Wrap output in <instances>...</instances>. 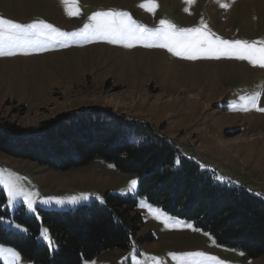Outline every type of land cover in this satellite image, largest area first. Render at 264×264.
<instances>
[{"label":"rangeland","instance_id":"374dc122","mask_svg":"<svg viewBox=\"0 0 264 264\" xmlns=\"http://www.w3.org/2000/svg\"><path fill=\"white\" fill-rule=\"evenodd\" d=\"M147 2L77 0L79 15L69 16L61 0H0V17L21 24L44 21L73 32L88 23L93 13L113 10L129 13L150 29L162 19L177 29L203 23L224 40L264 41V0H155L154 12L140 7ZM44 43V50L29 47L0 55V123L37 129L61 115L112 111L173 141L183 156L210 171L217 182L244 186L264 199V111L238 107L241 96L260 92L258 106L264 108V67L234 58L188 60L164 48L141 44L129 48L79 37L67 46L60 41ZM0 173L19 177L25 191L37 194L34 212L27 210L22 197L12 203L7 198L5 207L13 213L22 206L35 217L40 216L39 210H74L100 202L107 194L128 197L138 191V183L129 191L132 175L100 159L57 171L0 152ZM0 189L7 196L3 184ZM73 197L77 202L67 203ZM43 200L53 202L40 203ZM55 200L66 203L58 205ZM153 209L159 210V219ZM138 211L143 225L129 249L108 250L82 264H180L172 254L189 252H203L226 264H264V256L251 259L240 250L221 246L192 223L173 218L143 199ZM1 222L8 230L25 233L8 227L9 220ZM45 229L41 228L37 240L49 246ZM46 236L50 237L48 231ZM54 245L52 249L57 248ZM0 247L19 254L15 264H32L14 247L1 243ZM0 264H12V257L0 255Z\"/></svg>","mask_w":264,"mask_h":264},{"label":"trees","instance_id":"16d2710c","mask_svg":"<svg viewBox=\"0 0 264 264\" xmlns=\"http://www.w3.org/2000/svg\"><path fill=\"white\" fill-rule=\"evenodd\" d=\"M0 152L57 171L100 159L138 181L133 196L107 194L74 210H39V217L26 214L22 206L10 212L0 189V217L27 230H8L0 220V243L32 264H82L108 250L129 249L143 225L138 198L192 223L221 246L251 259L264 256V199L244 186L217 182L173 141L112 111L61 115L37 129L0 123ZM42 227L56 249L37 240Z\"/></svg>","mask_w":264,"mask_h":264},{"label":"snow or ice","instance_id":"6c2138e0","mask_svg":"<svg viewBox=\"0 0 264 264\" xmlns=\"http://www.w3.org/2000/svg\"><path fill=\"white\" fill-rule=\"evenodd\" d=\"M192 3L193 0H187ZM69 16L79 15L77 0H61ZM158 5L155 0H148L147 3L140 5L149 12H154ZM226 7V5H224ZM82 38L85 40H103L112 44H122L125 47H133L141 44L145 47H159L167 49L173 55L188 59L196 60L234 58L238 60H247L253 66L264 67V41L248 42L244 40H224L214 36L206 24L199 27L177 29L176 26L167 20H160L159 26L150 29L142 24L137 23L127 12L122 11H97L89 17V22L73 32H65L44 21H35L29 24H21L12 20L0 17V55H13L14 49H27L29 47L39 51L44 50L47 46L44 41H60L62 46H67V42L73 38ZM261 93L254 92L247 96H241L239 109L249 111L255 109L264 111V108L258 106ZM232 107H237L235 103ZM179 161L175 162L178 166ZM137 180L133 179L129 185V191H134L137 186ZM0 184L7 189V198L9 203L14 202L17 198H23L27 210L34 212V197L36 193L27 192L19 185V177L9 173L5 176L0 173ZM88 199L87 196L81 197ZM51 200H43L40 203L51 204ZM58 205L66 203L64 200H55ZM77 198L73 197L67 203H76ZM153 214L157 219L160 218L159 210L153 209ZM0 220H3L0 217ZM165 224L168 225L166 219ZM172 226H178L173 224ZM8 227H14L17 230L22 229L21 225L10 221ZM192 228L193 225L187 224ZM195 230V229H194ZM45 239L49 241V247L54 248V241L46 236L47 230H42ZM7 253L12 257V264L19 260V254L11 248L0 247V255ZM243 255V253H240ZM180 264H226L225 261L203 252H189L180 255L172 254Z\"/></svg>","mask_w":264,"mask_h":264}]
</instances>
